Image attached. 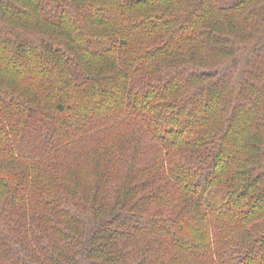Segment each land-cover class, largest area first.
I'll return each mask as SVG.
<instances>
[{
    "label": "trees",
    "instance_id": "1",
    "mask_svg": "<svg viewBox=\"0 0 264 264\" xmlns=\"http://www.w3.org/2000/svg\"><path fill=\"white\" fill-rule=\"evenodd\" d=\"M0 264H264V0H0Z\"/></svg>",
    "mask_w": 264,
    "mask_h": 264
}]
</instances>
